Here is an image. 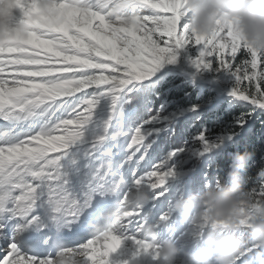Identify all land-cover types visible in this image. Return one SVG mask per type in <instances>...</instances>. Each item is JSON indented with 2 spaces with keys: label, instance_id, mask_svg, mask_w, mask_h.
<instances>
[{
  "label": "snow or ice",
  "instance_id": "snow-or-ice-1",
  "mask_svg": "<svg viewBox=\"0 0 264 264\" xmlns=\"http://www.w3.org/2000/svg\"><path fill=\"white\" fill-rule=\"evenodd\" d=\"M18 9L28 38L0 46V264H54L58 255L62 264H163L146 222L185 250L209 226L227 229L176 214L175 201L200 187L182 168L188 142L163 148L172 122L163 105H149L166 66L186 58L195 75H227L229 95L249 109L218 142L198 130L191 151L203 157L240 135L264 111V52L235 21L225 13L210 33L191 32L188 0H18ZM248 161L242 186L252 179ZM211 170L204 187H219ZM257 179L243 187L242 236L264 208V167ZM138 188L148 204L122 210ZM259 252L253 245L236 264H258Z\"/></svg>",
  "mask_w": 264,
  "mask_h": 264
},
{
  "label": "clouds",
  "instance_id": "clouds-1",
  "mask_svg": "<svg viewBox=\"0 0 264 264\" xmlns=\"http://www.w3.org/2000/svg\"><path fill=\"white\" fill-rule=\"evenodd\" d=\"M191 14L188 17L191 32L208 34L217 18L227 14L235 21L236 28L248 46L264 52V0H188ZM18 9L17 0H0V40L16 38L19 31L23 39L27 29L24 25L13 26V13ZM250 155L236 153L231 158L226 177L221 179L219 187L207 186L190 192L177 199L174 209L185 221L193 219L200 222L206 217L211 225L214 221L227 222L229 227L220 230L209 226L203 234L194 239L192 246L181 249L175 241L160 238L154 225L147 223L142 229L143 235L153 244L159 243L163 264H236V258L253 245L258 246V264H264V208L256 211L251 223L240 235L238 217L248 214V197L242 195L241 173L244 171ZM150 200L149 193L138 188L129 194L122 210L143 206ZM59 234L62 229H54ZM63 256H57L54 264H62Z\"/></svg>",
  "mask_w": 264,
  "mask_h": 264
},
{
  "label": "rangeland",
  "instance_id": "rangeland-1",
  "mask_svg": "<svg viewBox=\"0 0 264 264\" xmlns=\"http://www.w3.org/2000/svg\"><path fill=\"white\" fill-rule=\"evenodd\" d=\"M190 15L188 13V17ZM21 17V11L19 9L14 10L13 26L18 24ZM17 35L20 37L19 31H17L16 37ZM27 38L25 34L22 40L26 41ZM11 39L13 38L0 40V46ZM166 69L170 70L169 75L156 86L155 103L149 105V107L154 108L163 105L164 112L162 115L169 117L172 122V130L162 134L160 143L163 148L170 149L171 147L180 146L182 142H188L189 155L180 157L181 161H185L182 168L184 170L194 169L188 179L194 188L196 186L203 188V174L206 166L211 164L212 169L215 168L218 164L217 159L223 155L227 146L238 143L241 138L248 134L251 135L253 125L260 124L262 126V122L258 119L264 115V111H257L248 120L244 131L233 140L225 139L224 144L219 148L205 154L203 157H198L195 152L191 151L193 147L192 137L198 130L207 129L208 139L218 142L235 128L241 113L248 112L249 109L243 107L239 101L229 95L232 81L227 75H222L215 80L208 74L195 75L196 70L186 58H181L174 65L166 66ZM166 69H162V71ZM188 89L192 92L187 93ZM193 105L198 106V111L195 113L190 111ZM224 171L225 169L219 170L218 174L221 179L226 177V175H223ZM216 175V172L210 171L208 178L215 179ZM257 183H259L258 179ZM253 187L258 186H252L251 188L244 186L245 190H251Z\"/></svg>",
  "mask_w": 264,
  "mask_h": 264
},
{
  "label": "trees",
  "instance_id": "trees-1",
  "mask_svg": "<svg viewBox=\"0 0 264 264\" xmlns=\"http://www.w3.org/2000/svg\"><path fill=\"white\" fill-rule=\"evenodd\" d=\"M187 93H191L192 90H187ZM175 93V91H173ZM176 95V94H175ZM258 118V117H257ZM264 121V115L258 119V121ZM263 129V130H261ZM253 132L244 136L236 144H231L227 146L222 156L217 159L218 164L211 171L216 172L217 169H225L223 175H226L229 170V164L231 163V158L233 154L236 153H248L250 155L248 173L251 175L252 179L248 181L243 187L251 188L252 186H259L257 183V171L259 168L264 167V126L260 124H255L252 127ZM259 131H261L259 133ZM244 173H241V176Z\"/></svg>",
  "mask_w": 264,
  "mask_h": 264
}]
</instances>
